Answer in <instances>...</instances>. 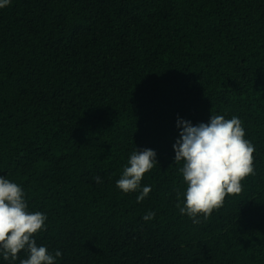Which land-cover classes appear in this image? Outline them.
Segmentation results:
<instances>
[{"label": "trees", "instance_id": "obj_1", "mask_svg": "<svg viewBox=\"0 0 264 264\" xmlns=\"http://www.w3.org/2000/svg\"><path fill=\"white\" fill-rule=\"evenodd\" d=\"M212 114L241 119L255 175L196 224L176 207L186 184L173 145L178 119ZM144 148L158 162L137 202L116 181ZM0 176L47 215L34 238L61 251L55 264H264V0H11ZM53 196L78 213L47 209Z\"/></svg>", "mask_w": 264, "mask_h": 264}, {"label": "clouds", "instance_id": "obj_2", "mask_svg": "<svg viewBox=\"0 0 264 264\" xmlns=\"http://www.w3.org/2000/svg\"><path fill=\"white\" fill-rule=\"evenodd\" d=\"M11 0H0V8ZM180 136L173 145L175 162L183 161L182 173L186 190L183 206L176 207L182 215H187L193 223H201L210 218L214 210H219L226 196L242 192L241 181L255 175L253 165L254 145L245 139L246 132L241 119L235 115L226 119L224 115L212 114L209 122L193 125L191 121L178 119ZM157 153L151 148L133 151L124 166L116 186L124 193L139 191L137 202H142L151 192L150 186L141 188L144 175L158 162ZM101 183L99 176L94 177ZM178 193V197H179ZM155 217L149 211L145 221ZM47 215L41 211H29L23 188L11 180L0 176V256L10 264H55L56 257L62 255L57 250L49 252L47 246L37 245L34 236L46 231ZM26 258L20 259L21 252Z\"/></svg>", "mask_w": 264, "mask_h": 264}, {"label": "rangeland", "instance_id": "obj_3", "mask_svg": "<svg viewBox=\"0 0 264 264\" xmlns=\"http://www.w3.org/2000/svg\"><path fill=\"white\" fill-rule=\"evenodd\" d=\"M66 194H70V192L67 190ZM53 206L55 208H61V207H66L69 209V211H74L73 213L77 214L79 211L78 206H74L73 202L71 199L68 197L65 198H57V197H52L47 203V209H52Z\"/></svg>", "mask_w": 264, "mask_h": 264}]
</instances>
